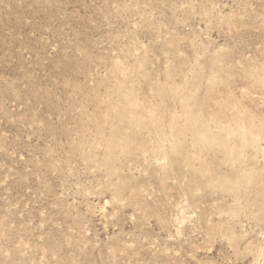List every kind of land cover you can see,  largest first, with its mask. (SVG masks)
Segmentation results:
<instances>
[{
  "label": "rangeland",
  "instance_id": "374dc122",
  "mask_svg": "<svg viewBox=\"0 0 264 264\" xmlns=\"http://www.w3.org/2000/svg\"><path fill=\"white\" fill-rule=\"evenodd\" d=\"M0 264H264V0H0Z\"/></svg>",
  "mask_w": 264,
  "mask_h": 264
}]
</instances>
